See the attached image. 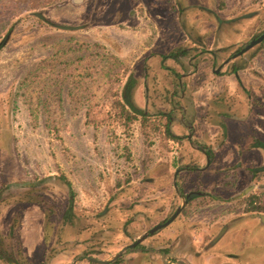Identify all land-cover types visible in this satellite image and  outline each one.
Returning a JSON list of instances; mask_svg holds the SVG:
<instances>
[{
  "label": "flooded vegetation",
  "instance_id": "1",
  "mask_svg": "<svg viewBox=\"0 0 264 264\" xmlns=\"http://www.w3.org/2000/svg\"><path fill=\"white\" fill-rule=\"evenodd\" d=\"M179 2L183 4L182 7L179 3V16L187 42L168 53L146 56L130 70L121 90V94L126 91L124 85L130 76L133 85L127 90L139 111L136 119L164 121L165 132L175 144L170 176L172 193L166 204L156 205L165 196L159 199L155 190L132 192L131 187L137 188L139 184L134 183L109 197L100 211L86 214L75 208L71 187L60 176L6 185L0 189V209L8 207L11 212L4 223L0 216V264H230L222 258H229L233 264L249 263L239 252L212 250L226 249L217 244L243 220L242 214L234 216L229 224L214 228L213 213L201 222L203 217L196 212L205 209L211 213L214 202L230 206L264 188V97L244 87L237 76L264 44L263 38L244 50L264 31V0L247 1L245 6L250 9L229 17L217 14L213 0ZM192 12L197 14L188 28L186 20ZM199 15L210 21L198 20ZM224 75L234 76L242 99L236 94L225 97L214 86L212 99L193 102L202 82L210 76ZM138 77L144 78L143 108L133 101ZM240 108H244L243 116L254 117V126L246 124L240 129L227 124L240 117ZM209 120L216 122L219 134L206 143L197 123L211 124ZM172 125H177L180 132L172 133ZM197 128L201 133H196ZM223 147L237 149L234 156L230 152L227 162H223ZM250 149L262 153L260 166L243 163L237 157ZM237 190L240 192L228 197L219 194ZM13 204L32 207L40 214L45 231L40 249L23 248ZM245 215L247 221L250 218L264 226V214Z\"/></svg>",
  "mask_w": 264,
  "mask_h": 264
},
{
  "label": "rangeland",
  "instance_id": "2",
  "mask_svg": "<svg viewBox=\"0 0 264 264\" xmlns=\"http://www.w3.org/2000/svg\"><path fill=\"white\" fill-rule=\"evenodd\" d=\"M179 1L0 0V42L8 36L0 50V189L62 175L74 194L75 208L94 214L118 191L152 177L149 168L154 162L145 158L153 157L157 145L141 138L136 124L121 125L114 113L120 100L118 89L131 62L168 53L187 42ZM213 1L217 14L229 17L250 9L245 2L257 0ZM27 2L36 4L35 8L30 10ZM194 14H188V28ZM199 19L210 21L204 15ZM92 53L110 59L92 85L91 102L98 104L94 110L100 109L101 116L109 108L114 117L97 129L85 126L83 108L69 103L71 77L62 72L60 77L65 78L56 84L53 80L61 62ZM243 69L239 80L264 97V44ZM137 188L134 192H141ZM238 192L219 194L228 197ZM27 207L13 208L18 213L23 248L40 249L45 233L42 218ZM212 208L215 216L221 210L227 213L226 209L237 216L243 204ZM10 212L8 207L0 209L2 223ZM204 213L205 209L196 215L203 217ZM217 246L226 249L212 250L239 252L248 264H264V226L252 220L239 222ZM222 259L233 264L229 258Z\"/></svg>",
  "mask_w": 264,
  "mask_h": 264
},
{
  "label": "crops",
  "instance_id": "3",
  "mask_svg": "<svg viewBox=\"0 0 264 264\" xmlns=\"http://www.w3.org/2000/svg\"><path fill=\"white\" fill-rule=\"evenodd\" d=\"M137 63H139V61H137V60H134L133 62H131V69ZM129 74H130V71L127 72L124 81L126 80V78ZM237 76L239 77V75H237ZM211 77L212 76H210L207 79V81L202 82V84L196 90V93L193 95V99H194L193 102L194 103H204V101L206 103L210 99H212L214 96V89H213L214 86L219 87L221 89V92L224 94L225 97H227L228 94L229 95L230 94H236L238 98L242 99V96H240V92H239L237 82H236L234 76L224 75L221 77H214V76L212 78ZM138 79H139V81H138L137 87L135 88V90L133 92V101H134V104L138 108H143L144 107V101H143L144 99L143 98L145 96V90L143 87L144 78L141 79V77H138ZM124 81H123V83H124ZM123 83H122V85H123ZM207 89H208V91H206ZM121 90H122V87H120V89H118L119 95L121 94ZM243 109L244 108H240L239 111L237 109V111H238L237 115L240 117H245V118L236 117L235 120L228 121L227 124L231 123L234 126L239 127L240 129H244L246 124H253L252 126H254V124L256 123V120H253L254 117L252 118V116H250V117L243 116V114H244ZM246 118H248V119H246ZM141 123H144L148 127H155L156 129L152 130L150 128H145L146 134L144 135L142 133ZM209 123H211V124H207V122H205L203 124L197 123V125H200L199 130H201L204 133L203 134L204 135L203 140L206 143H208V141H210V140H214L216 138V136L219 134L218 126L217 125L215 126L216 122L209 120ZM132 124H136L138 126V132H139V136L141 138H143L146 141H150L151 143H152V141H154V144L157 145V147H155V150H153V152H154L153 157L151 154H149L150 156H147L145 158L146 161H148L150 158H152V160L154 162V163H151L152 166H151V168H149L150 173L153 175H151L152 177H149L150 179H148L147 182H142V183L138 182L139 183L138 186L141 188V192L144 191V189H147L150 191L155 190L156 196H158L159 199H162L165 196L164 200H160L156 203V205H159V206L161 204L165 205L166 202L168 201L169 196L172 193L170 176H171V173L173 172V165H171V163L174 162L175 156H176L175 155L176 147L174 146L175 144H174L172 138L165 132L166 131V124L164 121L155 120V119H151V118H144V120L138 119V120L134 121ZM169 129L174 134L175 133L177 134L178 132H180L179 127L177 125H172L171 127H169ZM199 130L197 128L196 133ZM152 145L153 144H151V146ZM220 149L223 152H225V154H226L224 156L223 162H227V160L230 157V155H229L230 152H232L233 156H234L235 152L237 151V149L232 150V151L228 150V149L225 150L224 147L220 148ZM237 157L243 163L247 162L249 165H252V166H260L262 163V159H263L262 153L258 149H250L247 151H243V152L237 154ZM199 160H200V158H199ZM223 162H221V164ZM146 173H147V171H146ZM128 184H130V183H127L126 185H128ZM131 184H132V182H131ZM132 187H131V191L134 192V190L137 188L132 189ZM136 193L138 194V192H136ZM137 194H135V195H137ZM227 204L228 203H224V202L223 203L222 202L221 203L214 202L212 204V206H214V205L223 206V205H227ZM220 212L221 213H219V215H217V216H215L216 214L214 215V217L216 218V222L213 225V226H215L214 228H218L221 224H227V223L229 224L230 220L234 217L230 212L227 211V209H226L227 213H224L222 210ZM239 214L243 215V216H241V218H243L242 221L247 220V217L243 211H241V213H239ZM206 216H208V215L203 214V218L200 219V221L205 222L206 220H204V219H206ZM248 220H250V218H248ZM237 222H239V221H237ZM232 226L233 225H231L229 227V231H231L230 229ZM232 230H234V228Z\"/></svg>",
  "mask_w": 264,
  "mask_h": 264
},
{
  "label": "trees",
  "instance_id": "4",
  "mask_svg": "<svg viewBox=\"0 0 264 264\" xmlns=\"http://www.w3.org/2000/svg\"><path fill=\"white\" fill-rule=\"evenodd\" d=\"M36 4L27 2L26 6L30 10L35 8ZM41 7L40 4H37ZM39 18V17H37ZM40 19V18H39ZM10 32V31H9ZM8 32V34H9ZM5 40L0 42V50L6 45ZM72 50V49H70ZM109 56L100 53H92L86 56H79L75 58L68 59L60 63V67L57 69L56 74L54 75V83L58 79H62L64 76H61V73L68 74L73 80V85L67 89V96L69 97V103L75 107H82L84 110V125L89 126L93 129L101 127L106 120L114 118L111 114V109L107 108L106 115H100L99 111L94 110L97 107V103L91 102V97L94 95V89L92 85L97 82V78L100 73L103 71ZM72 72H76L72 73ZM76 77V78H75ZM65 78V77H64ZM131 77L129 76L128 81L125 83L126 91L122 93L121 100L116 101L118 109L114 115H116L120 124L129 127L134 121H136V115L139 111L133 106L129 99L128 90L132 87ZM128 89V90H127ZM145 117H141L144 120ZM150 128L152 130L156 129L155 127H148L144 123H141L142 133L146 134V129ZM61 178L66 180L62 175ZM70 186L69 182H66ZM243 212L244 213H260L264 214V188L259 191V193L251 194L250 196L242 199Z\"/></svg>",
  "mask_w": 264,
  "mask_h": 264
},
{
  "label": "water",
  "instance_id": "5",
  "mask_svg": "<svg viewBox=\"0 0 264 264\" xmlns=\"http://www.w3.org/2000/svg\"><path fill=\"white\" fill-rule=\"evenodd\" d=\"M37 17H39V16H37ZM263 38H264V31L259 38H257L255 41H252L244 50L249 49L252 45H254L256 43H259Z\"/></svg>",
  "mask_w": 264,
  "mask_h": 264
}]
</instances>
